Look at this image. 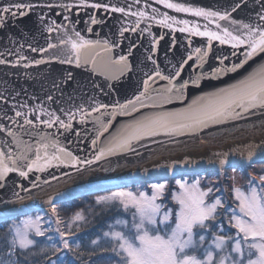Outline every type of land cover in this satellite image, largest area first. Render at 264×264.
<instances>
[{"label": "snow or ice", "instance_id": "1", "mask_svg": "<svg viewBox=\"0 0 264 264\" xmlns=\"http://www.w3.org/2000/svg\"><path fill=\"white\" fill-rule=\"evenodd\" d=\"M246 2L239 0L230 10L221 11L173 0H154L156 5L200 18L203 23L161 12L148 0H125L124 4L98 0H61L56 4L50 0H12L0 5V27L9 18H22L40 10L39 21L49 38L55 40L46 47L28 45L31 52L41 55L40 59L26 56L22 51L23 43L0 52V65L13 68L28 69L55 60L61 64L75 63L76 67L83 65L86 69L91 65L93 72L102 70L101 74L107 80L118 79L132 70L129 57L138 45L130 43L127 53L119 56L113 54L114 50L121 46L123 39L129 38L126 33L139 32L138 38L141 39L145 33L151 36L153 22L171 33L186 34L187 47L192 49L178 64H171L165 74L154 58L159 40L164 35L162 33L159 39L153 38L144 59L150 61L154 68L151 72H144L141 89L123 103L119 100L112 104L102 103L93 96L87 104H69L53 109L51 104L58 102L54 91L34 104L27 100L20 102L18 97L21 93L18 91L5 89L7 96L0 92V187L4 186L11 173L29 180L35 188L41 180L35 174L51 168L70 167L83 173L94 165L103 167L102 161L111 163L113 157L139 155L141 148L162 145L164 140L161 138L168 141L186 136L195 138L211 127L247 120L258 114L264 116V61L234 83L198 96L179 110L167 107L174 103L184 104L187 91L199 89L202 81L223 80L239 73L255 58L264 56V0H256L260 11L248 22L232 18V12ZM142 3V7H137ZM44 8L49 11L60 9L56 15L62 16V22L48 19L43 13ZM74 8L120 13L118 39L112 42L87 39L71 19ZM132 17L135 19H128ZM104 22L90 14L86 23L97 25ZM142 23L146 24L143 28ZM86 31L92 33L93 28L88 26ZM53 33H56L54 38ZM189 37L206 38V45L193 49V41ZM214 41L221 46L228 45L232 51L216 55V63L209 65ZM10 42L15 44L11 38ZM175 46L173 37L171 48ZM51 50L63 53V58L55 55L44 58L43 54ZM6 54L17 58L9 61ZM186 69L187 78L181 79ZM71 78L69 72L66 79L53 81L52 88L60 89ZM160 81L165 82L163 86H159ZM108 87L111 88V84ZM30 99L39 100L37 97ZM97 113L99 115H95ZM117 117L130 119L110 132ZM74 123L82 126L91 124L92 127L77 130ZM54 128L56 131H51ZM68 135H74L78 140L90 139L91 151L86 157L74 155L63 144V138ZM249 159L251 161V157ZM226 163V159L220 160L221 167ZM30 174H33L31 179ZM53 179L57 177L53 175ZM172 179L175 191L168 182H148L147 189L131 191L119 188L112 190L110 195L97 197V205H120L130 216V219H117L103 234L110 241V246L102 249L111 253L107 257L109 261H114V264H264V173L252 175L246 188L237 187L234 183L223 188L218 184L202 186L199 177L191 181L176 179L175 176ZM229 179L234 181L235 177ZM43 183L50 182L45 178ZM229 191L231 203L225 196ZM169 195L174 208L168 203ZM50 203L52 214L57 217V227L53 229L51 220L47 221V228L41 227L44 218L40 216L23 221V226L10 227L0 251V264H29L30 256H38L47 264H72V261L62 258V253H75L76 259L88 264L83 260L85 252L92 256L95 249L81 250L80 244L70 242V238L76 235L72 224L64 223L58 217L56 204ZM83 219L80 213L74 217V221ZM62 223L63 229L60 227ZM53 231L58 234V241L48 234ZM31 234L44 240L31 238ZM97 243L98 240L92 241L93 245ZM31 264L38 262L32 261Z\"/></svg>", "mask_w": 264, "mask_h": 264}, {"label": "water", "instance_id": "2", "mask_svg": "<svg viewBox=\"0 0 264 264\" xmlns=\"http://www.w3.org/2000/svg\"><path fill=\"white\" fill-rule=\"evenodd\" d=\"M9 2H12V0H0V5ZM23 2H27V0H23ZM50 2L56 4L60 3L61 0H50ZM65 2H72V0H65ZM98 2L124 4L125 0H98ZM148 2L152 7L158 8L161 12H167L171 16H176L178 19L183 18L203 23L200 18L191 17L184 13H175L170 9L163 8L162 5H156L154 0H148ZM173 2L223 11L225 9L230 10L239 0H173ZM142 6L143 3L137 7ZM147 10L151 11L150 8ZM59 11L61 10L58 8H53L51 11L47 8L43 9V13L48 19L62 22V16L56 15ZM258 11H260V5L256 3V0H247L231 15L233 19L248 22L256 16ZM39 12L40 10H36L22 18L7 19L4 26L0 27V52L18 47L19 44L23 43L25 47L22 51L26 56L30 59L41 58L39 53L31 52L28 45L31 44L38 48L46 47L49 42H55V40L50 39L46 30L42 27L38 18ZM90 14H94L97 19H103L105 22L97 25L86 23L89 21ZM120 18V13H106L104 9L94 10L88 8L85 10L74 8L71 12V19L76 22L77 29L81 30L82 35L91 40L99 39L103 41L107 39L110 42L116 41L118 39V28L120 27L118 21ZM221 23L225 24L226 22L221 21ZM88 26L93 28L92 33L86 31ZM125 26H127V21ZM145 26V23L141 24L142 28ZM150 31L152 35L149 36L148 33H145L142 39L138 38L139 32L136 34L126 33L125 36L129 38L123 39L121 46L114 50L113 54L119 56L127 53L130 43L138 45L133 55L129 57L132 70L118 79L107 80L106 76L101 74L102 70L98 69L93 72L91 65L86 69L83 65L76 67L75 63L71 65L61 64L55 60L49 64L33 66L28 69L0 65V92H4V95L7 96L8 92L4 91L5 89L18 91L21 93L18 97L20 102L27 100L29 104H34L43 101L50 91H54L58 102L51 104L53 109H58L61 106L67 107L69 104H87L93 96L102 103L112 104L116 100L123 103L141 89L144 72H151L154 68L150 61L144 59L148 55L146 49L150 47V41L153 38L159 39L162 33L164 35V38L159 40L154 58L165 74L168 73L171 64H178L181 58L192 50L187 47L186 34L184 33H171L168 29L156 25L155 22H153ZM55 36L56 33H53L52 37ZM173 37L176 39L174 49L171 48ZM10 38L15 40L14 45L10 42ZM189 38L193 41V49L206 45V38ZM231 51L232 49L228 45L221 46L214 41L209 65L216 63L214 59L216 55L230 54ZM50 55L63 58V53L57 50H51L43 54L44 58ZM6 58L9 61H14L17 57L6 54ZM262 61H264V56L257 57L254 61H250L239 73L225 77L223 80L202 81L199 89L190 88L187 91V100L184 104L174 103L167 107L170 110H179L198 96L227 87ZM69 72L72 74V78L67 80V83L62 85L60 89H53V81L66 79ZM187 72L186 69L181 79L187 78ZM164 83V81H160L159 86H163ZM109 84H111V88L108 87ZM96 85H99V87H96ZM24 90H26V93ZM30 97H37L39 100L30 99ZM129 119L117 117L110 132H114L116 127ZM91 127V124L82 126L74 123V128L77 130ZM51 131L55 132L56 129L54 128ZM161 139L164 140L162 145L152 144L149 149L141 148L139 155L128 154L113 157L111 163L102 161L103 167L94 165L93 168L83 173L63 166L58 169L51 168L44 173H36L35 175H39L41 180L37 182L39 186L35 188L32 187L29 180H24L15 173L9 174L4 186L0 187V222L51 208L50 201L57 205L84 196L143 182L164 180L179 175L206 173L218 168L221 169L215 171L223 172L229 167H237L240 164L239 168H249L251 164H254L252 161H255V163L264 162V116L259 114L247 120L211 127L195 138L179 137L175 141H168L166 138ZM62 142L74 155L86 157L91 151L90 139L78 140L74 135H68L63 138ZM249 157H251V161ZM221 159L227 160V163L223 166L225 168L220 165ZM53 175L57 179H53ZM31 178H33V174H30ZM45 178L49 180V184L43 183Z\"/></svg>", "mask_w": 264, "mask_h": 264}, {"label": "trees", "instance_id": "3", "mask_svg": "<svg viewBox=\"0 0 264 264\" xmlns=\"http://www.w3.org/2000/svg\"><path fill=\"white\" fill-rule=\"evenodd\" d=\"M235 173L240 175L242 178L241 186L243 188L247 187V181L250 177V170L255 173H263L264 172V162L251 164L249 168H239L234 167ZM233 168H227L223 171V173H219L217 171H209L206 173L194 174V175H180L176 176V179L183 178L184 180L191 181L193 178L199 177L201 178L202 186L205 185H213L218 184L222 188L225 186H230L229 175ZM151 182H168L169 187L175 191V181L170 179L151 181ZM148 182L134 184L131 186L124 187L125 190L136 191L139 189H147ZM118 190V189H115ZM150 191V189H148ZM112 191V190H111ZM111 191L101 192L95 195L84 196L82 198L73 199L70 201H66L63 203H59L56 205L58 217L64 223L72 224V230L76 233L73 237L70 238V242H75L76 244L81 245V250H93L95 249V255L89 256L87 251L85 252V256L83 257L84 261H87L88 264H114V261H109L107 257L111 255L109 252H104L102 249L110 246L104 240V232L109 231V225H114L117 219H130L128 212H126L120 205H112V204H102L97 205L96 200L99 196L110 195ZM219 195V193H217ZM225 196L228 197V202L231 203V193L226 192ZM168 203L173 208L175 205L172 203L169 195ZM133 211V210H129ZM82 214L84 219L80 221H74V217L78 214ZM37 216L43 217L44 219L41 221V227L47 228V221H53L52 227L55 229L57 225L55 224L56 216L52 214L51 209H47L44 211H36L30 214H26L23 216H19L14 219H10L7 221L0 222V251L3 250L4 244L3 241L7 236L8 229L13 226L20 225L23 221L28 218L35 219ZM60 227L63 229L64 224L62 223ZM234 231V230H233ZM49 235H53L54 240L58 241L59 237L54 231L52 233H48ZM31 238H35L34 235H31ZM38 240H44V238H35ZM93 240H98L96 245L92 244ZM47 244L53 243V241H45ZM62 258L66 260L72 261V264H82V260L75 258V253H67L61 254ZM55 258V257H53ZM32 261H37L38 264H47V261L41 260L37 257H29V264Z\"/></svg>", "mask_w": 264, "mask_h": 264}, {"label": "rangeland", "instance_id": "4", "mask_svg": "<svg viewBox=\"0 0 264 264\" xmlns=\"http://www.w3.org/2000/svg\"><path fill=\"white\" fill-rule=\"evenodd\" d=\"M247 169V168H246ZM219 173H223V172H219ZM264 173V172H263ZM257 173H255L254 171H251L250 170V173H249V175H250V177L252 176V175H256ZM229 177H235V180L233 181V180H231V179H229L230 180V185H232L233 183L237 186V187H242L241 186V183H242V178H241V176L240 175H237L234 171H231L230 172V175H229ZM250 179V178H249ZM122 207V206H121ZM48 209H51V208H48ZM47 210V209H46ZM130 210H133L134 211V209H130ZM29 219V218H28ZM27 219V220H28ZM31 219H33V218H31ZM33 220H35V219H33ZM26 221V220H25ZM19 226H23L22 225V223L19 225ZM32 235V234H31ZM34 235V234H33ZM104 240H105V242L108 244V245H110V241L107 239V238H104Z\"/></svg>", "mask_w": 264, "mask_h": 264}]
</instances>
